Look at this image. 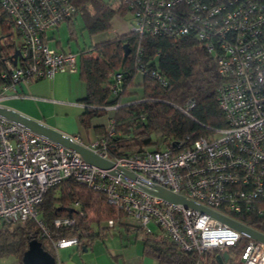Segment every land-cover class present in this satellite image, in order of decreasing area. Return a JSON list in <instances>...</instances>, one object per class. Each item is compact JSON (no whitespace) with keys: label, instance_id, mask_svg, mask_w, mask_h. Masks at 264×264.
Instances as JSON below:
<instances>
[{"label":"built area","instance_id":"1","mask_svg":"<svg viewBox=\"0 0 264 264\" xmlns=\"http://www.w3.org/2000/svg\"><path fill=\"white\" fill-rule=\"evenodd\" d=\"M116 1L132 16L131 32L174 38L190 34L212 54L220 77L216 96L226 125L206 135L186 136L169 146L114 157L109 156L106 135L86 145L116 166L132 171L135 177H130L90 165L77 152L0 116V221L15 226L33 220L40 236L51 239L38 206L50 187L72 178L101 191L109 206L134 219L146 232H152L151 221L156 223L184 252L202 256L233 248L239 255L235 264H264V243L146 189L165 187L247 226L243 220L247 211L264 213V0ZM0 2L13 18V29L21 40L11 82L1 86L0 99L7 91L16 94V84L21 81L78 70L79 52L52 48L46 41L48 31L76 14L70 0ZM182 3L185 10L179 6ZM183 13L187 16L181 18ZM93 52L90 48L83 54ZM135 52L141 53L139 44ZM150 75L157 76L154 72ZM113 79L110 88L116 95L122 74L116 72ZM157 79L166 86L163 77ZM193 105L188 100L180 110L188 114ZM112 123L108 119L104 125L107 135L113 133ZM70 137L82 143L79 137ZM72 223L69 217L53 219L56 227ZM107 225L112 227L113 220ZM51 242L55 250L78 243L76 237ZM192 264L204 262L199 257Z\"/></svg>","mask_w":264,"mask_h":264},{"label":"trees","instance_id":"2","mask_svg":"<svg viewBox=\"0 0 264 264\" xmlns=\"http://www.w3.org/2000/svg\"><path fill=\"white\" fill-rule=\"evenodd\" d=\"M70 1L76 8L74 17L66 20L70 38L77 35L74 22L78 16L82 17L90 35L98 36L110 29L114 16L123 17L129 12L116 0ZM179 6L182 10L186 9L184 3ZM185 16L187 13H183L181 18ZM20 41V33L13 29V18L0 2V89L11 82L14 66L11 56L20 47ZM125 43L128 49L126 56ZM137 44L141 47L138 55L135 52ZM90 48L97 55L83 54L84 50ZM78 51V73L85 83V95L81 99L84 108L79 123L87 129L93 121L105 120L102 124L94 125L100 128L95 138L106 135L110 157L169 146L186 136L194 138L206 135L212 129L226 125L216 96L220 77L213 56L193 35L175 38L165 35L139 36L127 31L110 38L102 37ZM116 72L122 74V79L120 90L114 95L110 86L114 83ZM151 72L157 76H151ZM138 74L140 79L136 81ZM158 76L166 80V86H162ZM188 100H192L194 105L185 114L180 107ZM114 104H118L115 109L107 108ZM108 119L113 120L111 135H107L104 129ZM37 211L47 224L51 239L40 236L33 220L15 226L3 223L0 228V256L14 255V264H22V255L33 238L40 240L42 247L54 255L51 240L76 237L77 245L83 247L101 238L116 224L131 227L119 215L114 216L116 210L109 206L101 191L72 178L50 187ZM90 215L95 217L91 218ZM57 217H69L73 223L56 227L53 219ZM109 219L113 220L112 227L107 225ZM243 220L264 232V213L259 214L252 209L247 211ZM132 229L143 232L144 250L155 257L158 264H192L199 257L204 264H220L216 256L222 251L214 250L198 256L195 252L180 250L162 231L146 232L138 225ZM227 251L237 253L233 248Z\"/></svg>","mask_w":264,"mask_h":264},{"label":"crops","instance_id":"3","mask_svg":"<svg viewBox=\"0 0 264 264\" xmlns=\"http://www.w3.org/2000/svg\"><path fill=\"white\" fill-rule=\"evenodd\" d=\"M127 31L123 18L114 16L110 29L106 33L92 36V44L102 37L110 38ZM46 38L48 46L52 48L79 52L80 46L75 51L71 48L70 42L64 45L60 35L56 36L55 32L48 31ZM68 39V41L72 39L77 41L76 37L68 36ZM16 92L13 94L12 91H7L6 96L0 99V104L37 119L65 134L77 136L85 145L98 135L100 128L97 129L94 125L105 122L103 119L93 121L92 126L87 129L80 125L79 116L84 108L81 99L85 95V83L80 78L78 70L76 72L61 71L52 77L28 82L21 81L16 84ZM126 223L132 228L135 226L129 222ZM131 227L116 224L101 238L90 245H85L86 249L78 245L56 249L54 256L57 264H158V260L144 250L143 232ZM230 259L222 264L237 262Z\"/></svg>","mask_w":264,"mask_h":264},{"label":"water","instance_id":"4","mask_svg":"<svg viewBox=\"0 0 264 264\" xmlns=\"http://www.w3.org/2000/svg\"><path fill=\"white\" fill-rule=\"evenodd\" d=\"M125 49L124 55L128 54L127 44L123 45ZM20 54L18 48L15 49L12 54V62L15 65L17 62V57ZM0 116H3L7 120L19 124L23 127H26L37 134H40L66 148H69L77 152L87 163L93 165L99 169L108 170L111 174H122L130 177H135V174L132 171L126 170L125 168L116 166L111 160L104 158L93 150L89 149L86 145L74 141L71 139L70 135L65 134L57 129H54L41 121L29 117L19 111H16L12 108H9L5 105L0 104ZM175 144V142L173 143ZM149 192L155 194L156 196L161 197L162 199L173 202V203H182L185 206L195 208L201 213L210 215L221 220L224 223L232 226L233 228L240 231L242 234L246 235L249 238H252L256 241L264 243V232H261L253 227L247 226L245 224L239 223L227 217L217 211L209 209L195 201L186 198L183 195L174 193L165 187L154 185L151 188H146ZM86 249V247H83ZM218 261L222 264L223 262L229 259V253L227 250L223 251L221 254L216 256ZM22 264H57L56 258L50 252L45 250L41 241L37 238H33L29 241L27 249L24 251L21 259Z\"/></svg>","mask_w":264,"mask_h":264},{"label":"rangeland","instance_id":"5","mask_svg":"<svg viewBox=\"0 0 264 264\" xmlns=\"http://www.w3.org/2000/svg\"><path fill=\"white\" fill-rule=\"evenodd\" d=\"M122 18H123L125 25L128 28V31H130L131 24H133L132 16L128 12ZM74 26H75V31L77 33V35H76L77 41L74 39L68 41L69 40L68 39L69 31H68V26H67L66 21L60 22L57 25V27H54L53 29H51L50 32H55L56 36L60 35V40L62 41V43L64 45H67L66 43L70 42L69 44H70L71 48L75 51L78 50L79 46H80V48L91 46L93 37L90 35L88 30L86 29L81 16L77 17L76 21L74 22ZM118 35H120V34H118ZM55 38H57V37H55ZM20 43H21V41H20ZM51 44H53V43L51 42ZM91 55L95 56V55H97V52L94 51L89 56H91ZM139 79H140V75L138 74L136 76V81H138ZM116 215H119V217H121V219L123 221L129 222L130 224L137 226V222L134 219L126 216L122 212L114 211V216H116ZM90 217L94 218L95 216L90 215ZM2 225H3V222L0 221V228L2 227ZM149 227L153 232H161V230L159 229L157 224L152 222V221L149 223ZM115 229H116V227H115ZM115 229H114V231H116ZM229 256L235 262L238 261V259H239V255L237 253H234L233 251H230ZM15 261H16V257L14 255L9 254V255L0 256V264H14Z\"/></svg>","mask_w":264,"mask_h":264}]
</instances>
